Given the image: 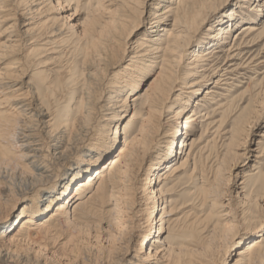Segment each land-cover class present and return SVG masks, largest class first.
<instances>
[{
  "label": "bare ground",
  "instance_id": "obj_1",
  "mask_svg": "<svg viewBox=\"0 0 264 264\" xmlns=\"http://www.w3.org/2000/svg\"><path fill=\"white\" fill-rule=\"evenodd\" d=\"M93 1L0 0V264H264V0Z\"/></svg>",
  "mask_w": 264,
  "mask_h": 264
},
{
  "label": "rangeland",
  "instance_id": "obj_2",
  "mask_svg": "<svg viewBox=\"0 0 264 264\" xmlns=\"http://www.w3.org/2000/svg\"><path fill=\"white\" fill-rule=\"evenodd\" d=\"M90 1L92 3L93 0H82L80 3L78 4H70L65 2L64 0H59L60 2V5L59 6H55V8H53L51 11H49V13L46 15L48 18L50 19H53V20H56L59 24H62V23H65V25L67 23L71 24V22H73V25L75 26V29L77 31H80V29H84L85 27V23L86 21L88 20H91L94 16L97 17L98 14L96 15L95 13L92 12V9L90 7ZM55 0H51V3L54 4ZM94 2V1H93ZM229 4L223 6L216 14L213 15V17L209 20V22L206 24V26L201 29V33H205L206 34V30L208 28V26L210 27L213 22H216L218 21L219 19L225 21V19H222L224 17V15L227 13V11L231 8L234 7V5L236 4V0H229L228 1ZM46 4V3H45ZM47 5L50 6V3H48ZM154 6V5H153ZM150 10V9H149ZM76 11V12H75ZM75 12V15H76V20L72 21V19H70V16ZM261 13H257V15H260ZM99 20L103 21L104 19L103 18H100L98 17ZM241 25H244V24H239V26H237L235 29L232 30V32L230 33L229 35V39H228V42H230L233 38V36L235 35V32L237 31V29H239V27ZM148 29V26H142L137 32H135L130 40H129V44H132V42H134L138 37L139 35H141L142 33H144L146 30ZM203 38V37H202ZM131 41V42H130ZM196 44V43H195ZM196 46V45H195ZM260 46L259 47H255L253 49V51H257L259 50ZM78 56L75 55L73 56L72 58H77ZM224 57V53H220L219 55V58H223ZM128 62V58L126 59V61L124 63H127ZM238 63V61L235 60V63ZM79 63V66H80V61L77 62ZM123 63V64H124ZM234 63V62H233ZM78 66V67H79ZM121 69V67L119 68ZM118 71L115 70V72ZM258 79H260V77H258ZM208 85H212L211 82L208 84ZM209 87V86H207ZM237 94V92L235 93ZM194 100H196V98H193L191 102H194ZM261 103L264 104V99L261 100ZM236 105L238 104H235V107ZM189 111H185V114L188 113ZM231 114H234V110ZM237 116L234 115L231 119L233 121V119ZM218 119V118H216ZM183 122L182 119H179L178 120V123H177V127L179 126L180 127V123ZM231 127V125H228L227 126V130ZM180 129V128H179ZM264 129V115L260 118V121L257 122V124L253 127L250 135H249V140L251 141H255L256 140V137L257 135ZM198 131V129H197ZM190 134H189V138H190ZM245 164V163H244ZM244 164L240 163V166H237V168L235 169H232L229 170V171H226L225 174L224 172L222 173L223 176H230L231 178V183L228 184V186H226L227 189H232V187L234 188V185H237L240 183L241 181V176L250 169V167L253 165V162L252 160L247 162V164L245 166H243ZM247 167V168H246ZM229 172V173H228ZM250 173V172H248ZM227 174V175H226ZM237 175V176H236ZM20 210V207H16V209L13 211V213L10 215V217L8 218V221H12V219H14L17 215V213L19 212Z\"/></svg>",
  "mask_w": 264,
  "mask_h": 264
}]
</instances>
